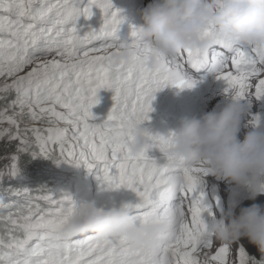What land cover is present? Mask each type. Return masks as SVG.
Instances as JSON below:
<instances>
[{"label":"snow or ice","instance_id":"1","mask_svg":"<svg viewBox=\"0 0 264 264\" xmlns=\"http://www.w3.org/2000/svg\"><path fill=\"white\" fill-rule=\"evenodd\" d=\"M93 9H99L103 24L99 31L90 28L81 35L76 21L81 16L90 20ZM123 20L112 0H90L83 10L78 0H0V78H11V83L0 86V99L4 93L14 92L9 107L18 109L20 116L27 110L33 121L47 117L48 128L30 129L40 149L33 157H47L49 145H59L62 156L67 152V158L76 161L74 167L95 172L102 186L123 187L139 197L136 204L125 205L137 226L164 220L168 233L159 238L155 248L136 251L123 239L96 235L84 239L57 235L58 243L45 245L51 233L59 234L78 214V204L69 194L61 193V199L54 201L58 204L54 216L23 218L24 238L8 245L15 251L0 255V264H264V257L257 261L239 242L231 261L232 244L221 242L214 254L211 251L216 239L206 220V216L212 217L207 182L211 173L203 162L169 155L172 138L152 134L147 135L141 154H128L131 130L150 122L157 92L166 87L192 89L201 83L189 75L186 66L196 72L207 69L224 82L225 95L234 100L264 101V50L217 40L204 50L189 48L175 57L159 58L155 70L149 72L144 65L153 45L143 40L136 28L130 42H121L117 33ZM203 36L214 37V29L209 28ZM124 47L129 49L128 61L115 64L113 56ZM29 66L25 75H19ZM101 89L114 92V106L107 119L96 125L90 121L95 119L92 109L99 103ZM5 120L15 130L0 131V139L7 135L10 142L18 141V152H26L29 129L22 132L15 115L6 117L0 111V123ZM61 122L70 127H60ZM249 124L264 128V118L252 115ZM70 131L75 144L66 150ZM152 150L159 151L163 163L149 155ZM9 159L7 174L20 179L19 157ZM176 177L181 182H174ZM33 239L36 243L30 245Z\"/></svg>","mask_w":264,"mask_h":264},{"label":"clouds","instance_id":"2","mask_svg":"<svg viewBox=\"0 0 264 264\" xmlns=\"http://www.w3.org/2000/svg\"><path fill=\"white\" fill-rule=\"evenodd\" d=\"M139 14L143 21L136 28L139 36L153 45L144 65L149 72L155 70L159 58L175 57L189 48L204 50L217 40L264 50V0H153ZM209 28L214 29L215 36L205 38L203 33ZM112 59L115 64L127 62L129 49L124 47ZM226 99L229 102L219 110L182 119L179 128L167 136L172 138L169 155L203 162L211 176L235 185L247 193V199L255 200L264 195V128L249 124L250 130L241 141L239 133L247 108L243 101ZM131 132L128 154L135 157L144 151L151 133L145 124L135 125ZM174 182H181V178L176 177ZM125 205L106 210L94 202L80 203L78 214L59 235L72 238L94 233L101 239H123L133 251L155 248L159 238L168 233V222L152 220L137 226ZM232 208L233 214L214 219L209 230L228 244L247 238L264 257V205L241 207L237 203Z\"/></svg>","mask_w":264,"mask_h":264},{"label":"rangeland","instance_id":"3","mask_svg":"<svg viewBox=\"0 0 264 264\" xmlns=\"http://www.w3.org/2000/svg\"><path fill=\"white\" fill-rule=\"evenodd\" d=\"M146 2V7L153 2V0H144ZM90 3V0H78V7L83 10L86 8ZM116 8V5H113ZM84 20H88L82 16ZM95 18H92L84 25H75L79 30L80 34L86 33L90 28L96 31H99V28H93L91 21ZM52 57L50 56L49 59ZM29 68H25L23 72L19 73V75H25L29 70ZM229 70H232L229 67ZM209 77L211 78L208 83H206L204 88L199 90L202 94V99L204 101V106L201 107L200 116L211 112L214 109L219 110L222 108L226 103L229 102L226 99L224 91L216 92L219 88L225 89L226 85L223 81H219L215 78L213 74H210ZM195 79V78H193ZM199 81L198 79H195ZM5 82L11 83V78H0V86H2ZM202 82V81H201ZM198 88V85H197ZM189 90L192 89H176L174 87H166L163 90L157 92L155 94V99L152 102L153 111L150 113V122H146L145 127L149 129V126H155L160 128L165 122V120L169 117V111L163 110L162 107L165 109L168 105L172 104L171 101L173 98L179 96L180 93H187ZM216 92V93H214ZM221 92V93H220ZM111 93H107L106 89H101L98 93L99 103L92 109L93 116L95 117L94 120H91L90 123L100 125L102 124L108 117L109 113L111 112L114 101H111ZM3 96L5 100L0 103V111L5 113V116L15 115L19 123V128L23 132L25 128L29 129L26 133L27 138L29 139L30 143L27 145V151L21 152L24 154V157H21L19 154L20 152L17 151L18 141L12 140L9 141L7 135L3 139H0V174L2 178H0V182H4L6 184H1L0 186L4 187H11L16 192L19 193V196L26 197L28 194L30 195V199H26L28 202L23 203L20 202L18 205V209L15 211V215L8 213L11 212L12 207L8 208L3 212V216L5 221L7 222L6 227L8 229L7 232V241L0 244V255H3L9 251H15L13 249H9L8 245L12 243L16 239L24 238V232L20 225L25 223L22 215L27 214L29 215H44L48 216L49 214L55 215V210L58 207V204L54 201H59L61 199V193L69 194L73 200L77 203L83 202H94L97 207H102L104 209H111V208H120L124 204H136L138 202L139 197L136 194L126 188L120 189H108L106 186H102L100 181L97 179V175L95 172L90 173L85 167H74L76 164L75 160H71L67 158V152L62 156L60 153L59 145H49V153L48 156L45 157L43 155H38L37 158L41 160V164L36 165L34 170H41L42 174H38L35 171L25 172L22 171V177L20 179H13L11 178L8 172V165L11 163L9 157L16 155L20 159L27 158L28 155H32V153H40V149L37 146V141L35 135L31 132L30 129L38 128V129H46L49 127L47 117L43 119H39L33 121L29 119L27 115V110L23 116H20L19 110H13L9 107L11 101L15 98L14 92L4 93ZM8 97V98H7ZM165 101V103H164ZM247 108V115L245 116L244 120L241 124V131L239 133V139L242 141L246 133L250 130L249 121L252 115H260L264 118V101H256L252 100L251 103L243 101ZM60 127H70L69 125L64 124L63 122L60 123ZM12 129V126L5 122L0 123V131H6ZM15 129H12L14 131ZM150 131V130H149ZM150 133H152L150 131ZM72 133L71 131L68 133V140L65 143V149L67 150L70 145L75 144V141L71 139ZM164 136H166L164 134ZM82 143V142H81ZM148 143V142H147ZM32 149H36L31 151ZM77 154L79 152V148L76 149ZM33 156V155H32ZM153 158L158 159L160 162L161 155H150ZM59 162V163H57ZM19 163V162H18ZM19 168L21 167L19 164ZM22 170V169H21ZM101 176L103 175V168L100 169ZM113 174H117L116 170L113 169ZM39 182V186L37 190L31 189L28 187L30 183H35V180L42 179ZM207 182L210 186V191L212 195H210L211 199V210H212V217H207L206 220L210 224L214 219L218 220L225 214H233V204L241 203L243 200L247 199V193L243 192L242 190L235 187V185L218 180L213 176L207 177ZM48 197H52V199H48ZM37 200L39 203H34L30 205L29 202L32 200ZM219 200V206H216V200ZM36 201V202H37ZM14 205V203L9 199H1V205ZM13 211V210H12ZM14 233L10 234V231ZM56 232L50 234L49 238L44 241L45 245H54L58 243ZM88 235H95L94 233H85L80 234L78 236L72 237V239H84ZM222 241L219 239H215L213 244V248L211 251L213 254L215 253L217 247L221 244ZM35 239L29 241V244H35ZM240 244V243H239ZM236 243L232 244L231 247V254L229 260L233 259L236 253ZM248 254V253H247ZM249 255V254H248ZM250 256V255H249ZM252 257V256H251ZM261 259V258H260ZM259 259V260H260ZM257 260V261H259ZM6 264V262H5Z\"/></svg>","mask_w":264,"mask_h":264},{"label":"trees","instance_id":"4","mask_svg":"<svg viewBox=\"0 0 264 264\" xmlns=\"http://www.w3.org/2000/svg\"><path fill=\"white\" fill-rule=\"evenodd\" d=\"M5 15H8V14H5ZM9 18H13V17L9 16ZM4 35L7 36V33H5ZM3 100H5L4 96L2 99H0V103H2ZM34 150H36V149H32L31 151H34ZM19 155L21 157L25 156L21 152ZM18 162L21 165V167H24V168H21L22 171H25V172L35 171L39 175L42 174L41 170H34L36 165L42 163L41 160L37 157H33L30 154L25 159L19 158ZM41 180H43V178L35 180V183H30L28 187H31V189H33V190H37V187L39 186L38 184ZM0 183L6 184L4 182H0ZM29 196L30 195L28 194L26 197H21V196H19V193L16 192L13 188L0 186V244L4 243L8 239L7 238L8 229L6 227L7 222L5 221L4 216L2 215L3 212L9 211L7 209L12 207L13 211L11 210V212H8V213L12 214V216L15 215V211H16V209H18L19 203L23 202V203L27 204L28 202L26 201V199H30ZM7 198H9L14 203V205H11V203H10V205H1V199H7ZM36 201L37 200L33 199L31 202H29V204L30 205H33L34 203H38V205L41 204L38 201L37 202ZM26 216H28V215L27 214L22 215V217H26ZM9 231H10V234L14 233L11 230H9Z\"/></svg>","mask_w":264,"mask_h":264},{"label":"water","instance_id":"5","mask_svg":"<svg viewBox=\"0 0 264 264\" xmlns=\"http://www.w3.org/2000/svg\"><path fill=\"white\" fill-rule=\"evenodd\" d=\"M255 204L264 205V195L258 196L255 200L245 199L240 203L241 207H248ZM239 209L236 208L235 212L238 213ZM241 245H243L245 251L250 255L253 256L256 260H259L261 258V254L257 247L249 242L247 238H242L240 241H238Z\"/></svg>","mask_w":264,"mask_h":264},{"label":"bare ground","instance_id":"6","mask_svg":"<svg viewBox=\"0 0 264 264\" xmlns=\"http://www.w3.org/2000/svg\"><path fill=\"white\" fill-rule=\"evenodd\" d=\"M136 0H131V3L132 2H135ZM97 12H100L99 11V9H95V11H93V13H97ZM206 82H209V81H202L201 83H199L198 84V88H197V86L195 87L196 88V90H201V89H203L204 87L203 86H205L206 85ZM191 91H194V90H191ZM216 92H219V91H224V89H222V88H219L218 90H215ZM185 92H187V91H185ZM194 92H196V91H194ZM216 92H214V93H216ZM221 93V92H220ZM202 96V95H201ZM202 104L204 105V101L202 100ZM158 152H157V150H152L150 153H149V155H151V154H157Z\"/></svg>","mask_w":264,"mask_h":264}]
</instances>
